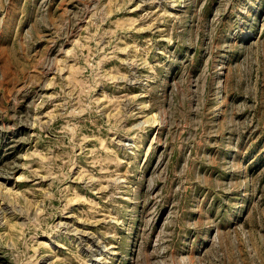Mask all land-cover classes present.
Instances as JSON below:
<instances>
[{
    "label": "rangeland",
    "instance_id": "374dc122",
    "mask_svg": "<svg viewBox=\"0 0 264 264\" xmlns=\"http://www.w3.org/2000/svg\"><path fill=\"white\" fill-rule=\"evenodd\" d=\"M0 264H264V0H0Z\"/></svg>",
    "mask_w": 264,
    "mask_h": 264
}]
</instances>
